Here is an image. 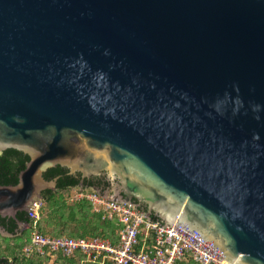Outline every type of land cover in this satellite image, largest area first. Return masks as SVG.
Returning a JSON list of instances; mask_svg holds the SVG:
<instances>
[{"label": "water", "instance_id": "water-1", "mask_svg": "<svg viewBox=\"0 0 264 264\" xmlns=\"http://www.w3.org/2000/svg\"><path fill=\"white\" fill-rule=\"evenodd\" d=\"M8 149L29 161L1 217L33 216L60 166L229 264H264V0H0Z\"/></svg>", "mask_w": 264, "mask_h": 264}, {"label": "built area", "instance_id": "built-area-1", "mask_svg": "<svg viewBox=\"0 0 264 264\" xmlns=\"http://www.w3.org/2000/svg\"><path fill=\"white\" fill-rule=\"evenodd\" d=\"M71 190L76 193L70 201L86 200L94 213L115 222L116 244L105 237H53L34 230L23 250L27 257L37 254L54 260L79 252L90 261L104 257L109 264H229L221 253L174 223H149L139 210L111 202L91 187ZM42 206V201L33 203V216L27 213L30 220L39 219Z\"/></svg>", "mask_w": 264, "mask_h": 264}, {"label": "trees", "instance_id": "trees-1", "mask_svg": "<svg viewBox=\"0 0 264 264\" xmlns=\"http://www.w3.org/2000/svg\"><path fill=\"white\" fill-rule=\"evenodd\" d=\"M29 156L24 153L8 149L0 154V186H15L19 174L24 170ZM66 169L56 166L44 173V179L51 181L54 177L65 174ZM80 186L78 181L57 182L56 191L43 193V206L39 211V219L30 220L26 212H19L13 219V228L8 229L12 238L0 240V264H109L104 257L90 261L85 255L75 253L66 258L57 255L54 260L46 255L33 254L27 257L23 252L30 243L31 233L36 230L42 234L53 237L93 238L105 237L116 244L117 225L114 221L103 219L98 213L92 211L91 204L86 200L70 201L71 188ZM83 187L94 188L90 184ZM1 217V216H0ZM156 219V218H155ZM21 222L28 224L29 228L22 235L14 229Z\"/></svg>", "mask_w": 264, "mask_h": 264}, {"label": "flooded vegetation", "instance_id": "flooded-vegetation-1", "mask_svg": "<svg viewBox=\"0 0 264 264\" xmlns=\"http://www.w3.org/2000/svg\"><path fill=\"white\" fill-rule=\"evenodd\" d=\"M63 179L65 182H73L78 181V184L80 185L81 183L83 184H90L93 187H95L96 189L101 190L102 192H105L107 190L111 189V182H108L104 177H91V178H83L80 174H70V172L66 169L65 174L60 175V176H56L54 177L51 181L48 182H57ZM56 190H57V186H56ZM54 190V191H56ZM49 191V190H46ZM46 191L42 192V196L44 198L43 193H45ZM144 209H146V206L144 204H140ZM18 225L16 226V228L14 229L15 231H17L18 236L22 235L23 232H25L26 230H28L29 226L28 224H24L21 222L17 223ZM13 219L9 218V217H0V240L3 238H12V236L9 234L8 229L13 228ZM6 234V236H5Z\"/></svg>", "mask_w": 264, "mask_h": 264}, {"label": "rangeland", "instance_id": "rangeland-1", "mask_svg": "<svg viewBox=\"0 0 264 264\" xmlns=\"http://www.w3.org/2000/svg\"><path fill=\"white\" fill-rule=\"evenodd\" d=\"M81 187V186H80ZM74 193H76V191L75 190H70V193H69V195H73ZM5 236H6V234H5ZM27 246V245H26Z\"/></svg>", "mask_w": 264, "mask_h": 264}, {"label": "clouds", "instance_id": "clouds-1", "mask_svg": "<svg viewBox=\"0 0 264 264\" xmlns=\"http://www.w3.org/2000/svg\"><path fill=\"white\" fill-rule=\"evenodd\" d=\"M43 202V201H42Z\"/></svg>", "mask_w": 264, "mask_h": 264}]
</instances>
